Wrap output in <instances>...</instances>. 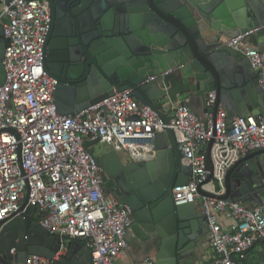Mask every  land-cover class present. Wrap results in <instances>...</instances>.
<instances>
[{
	"label": "water",
	"instance_id": "95a60500",
	"mask_svg": "<svg viewBox=\"0 0 264 264\" xmlns=\"http://www.w3.org/2000/svg\"><path fill=\"white\" fill-rule=\"evenodd\" d=\"M76 6L80 37L54 31L44 43L45 67L58 79L54 96L60 113L81 111L116 90L131 89L165 121L161 106L180 98L198 114H216L222 105L230 118L264 115L259 70L243 51L225 42L253 30L264 51V0H77ZM6 45L0 22V83L6 77ZM211 91L214 102H209ZM97 141L85 144L119 189L118 202L128 204L134 221L161 238L154 264H194L210 225L196 200L173 198V186L188 182L192 172L182 164L174 129L157 132L156 157L148 160L124 161L114 147L98 155ZM212 142L206 151L208 167ZM226 187L225 198L264 206V148L250 151L228 170ZM200 191L212 194L201 186ZM28 202L29 190L20 210ZM36 211L30 203L27 212L0 220L2 264H24L31 254L49 258L50 264L91 263L90 249L80 238L68 240V252L53 261L62 238L40 220L34 222Z\"/></svg>",
	"mask_w": 264,
	"mask_h": 264
},
{
	"label": "built area",
	"instance_id": "2783aa9c",
	"mask_svg": "<svg viewBox=\"0 0 264 264\" xmlns=\"http://www.w3.org/2000/svg\"><path fill=\"white\" fill-rule=\"evenodd\" d=\"M1 4L7 45L6 77L0 83V220L23 214L35 203L42 224L62 238L53 261L68 252L67 238H80L90 249V264H119L128 247L125 228L131 208L107 191L108 176L85 141L98 138L109 143L124 161L148 160L156 157L157 132L172 127L182 164L192 167L188 182L173 186L175 202L203 198L215 252L210 264L243 260L264 238V209L225 198L226 175L250 151L264 148V115L230 118L222 105L216 114H198L180 101L165 121L131 89L116 90L81 111L62 114L54 96L58 79L43 61L50 21L47 0H3ZM252 31L236 33L225 42L249 57L264 90V51L249 41ZM214 99L211 91L209 102ZM210 139L212 167L207 166L206 155ZM200 186L212 194H203ZM27 190L29 202L20 210ZM221 215L235 220L233 230L223 225ZM50 262L31 254L24 264ZM144 262L154 264L155 259L148 256Z\"/></svg>",
	"mask_w": 264,
	"mask_h": 264
},
{
	"label": "flooded vegetation",
	"instance_id": "af4514ba",
	"mask_svg": "<svg viewBox=\"0 0 264 264\" xmlns=\"http://www.w3.org/2000/svg\"><path fill=\"white\" fill-rule=\"evenodd\" d=\"M77 0H47L50 12V21L46 38L54 31H64L72 34V37H80L79 27L76 21L75 11ZM77 39V38H76ZM46 40V39H45ZM114 191V195L119 193V189L113 184L106 186ZM145 206H151V202H145ZM38 221L34 219V222ZM125 237L127 240V249L134 252L138 257L152 256L156 257L161 244V238L153 235L141 225V222H135L131 209V221L125 228Z\"/></svg>",
	"mask_w": 264,
	"mask_h": 264
},
{
	"label": "crops",
	"instance_id": "0c3cea01",
	"mask_svg": "<svg viewBox=\"0 0 264 264\" xmlns=\"http://www.w3.org/2000/svg\"><path fill=\"white\" fill-rule=\"evenodd\" d=\"M249 41L257 45L255 43L254 36L251 35L249 37ZM184 100H185L184 98H180L176 102H170L164 104L161 106V110L166 115H169L172 113L173 107L180 101L184 102ZM223 107L227 109L226 106ZM197 202L199 203V201ZM220 221L223 223V225L226 228L233 230L235 224V220L233 218H229L224 215H221ZM214 256H215V252L212 246L210 245L209 235H208L206 242L200 248L198 260L194 264H210L213 261ZM144 259L145 257H138L134 252H131L130 250L127 249L119 258V264L121 260L126 262V264H145ZM236 264H264V238L258 239L255 242V244L251 247V249L248 251L246 257L243 260H238Z\"/></svg>",
	"mask_w": 264,
	"mask_h": 264
},
{
	"label": "rangeland",
	"instance_id": "374dc122",
	"mask_svg": "<svg viewBox=\"0 0 264 264\" xmlns=\"http://www.w3.org/2000/svg\"><path fill=\"white\" fill-rule=\"evenodd\" d=\"M1 6H2V4H0V7H1ZM110 147H111L110 144L107 143V142L97 141V142L95 143V152H96L98 155H100V154H102L103 152H105L106 150L110 149ZM124 159H125V160H130V157L124 155ZM198 201H199L200 204H202V202H203V198L200 197V198L198 199ZM120 264H126V262H124V261L121 260V261H120Z\"/></svg>",
	"mask_w": 264,
	"mask_h": 264
},
{
	"label": "trees",
	"instance_id": "16d2710c",
	"mask_svg": "<svg viewBox=\"0 0 264 264\" xmlns=\"http://www.w3.org/2000/svg\"><path fill=\"white\" fill-rule=\"evenodd\" d=\"M114 184V182L111 179H107L106 180V186H112ZM41 217V212L39 210H37V212L34 214V219L36 220H40ZM68 240L74 239V238H67Z\"/></svg>",
	"mask_w": 264,
	"mask_h": 264
}]
</instances>
